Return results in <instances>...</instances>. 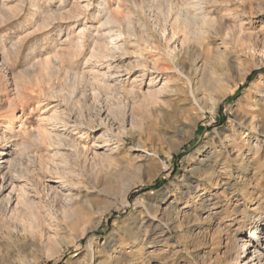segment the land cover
<instances>
[{
  "label": "rangeland",
  "instance_id": "obj_1",
  "mask_svg": "<svg viewBox=\"0 0 264 264\" xmlns=\"http://www.w3.org/2000/svg\"><path fill=\"white\" fill-rule=\"evenodd\" d=\"M197 2L221 36L170 55ZM0 69V167L38 191L0 214V264H264V0H0Z\"/></svg>",
  "mask_w": 264,
  "mask_h": 264
},
{
  "label": "bare ground",
  "instance_id": "obj_2",
  "mask_svg": "<svg viewBox=\"0 0 264 264\" xmlns=\"http://www.w3.org/2000/svg\"><path fill=\"white\" fill-rule=\"evenodd\" d=\"M103 4V2H102ZM191 4V3H190ZM202 4V3H201ZM201 4L199 2L194 3L193 5H191L195 10V14L192 15L191 17L188 15V11L184 8V9H178L175 10V18L173 19L172 23L170 24V31L167 34V28L164 27L162 29V36L164 38V43L166 46V49L168 51V53L170 55L175 54V52L178 51V49L187 46V47H193L196 44H202V42L204 41V39L210 38V37H214V36H221L219 30H221V22L220 20H216L215 18H212L209 16L208 13H206V11L201 7ZM190 8V7H189ZM191 10V9H190ZM118 12V11H117ZM174 14V13H173ZM108 15V14H107ZM120 15V14H119ZM172 15V10H169L166 13V19H169V17H171ZM71 16V15H70ZM74 18V17H73ZM111 18V16H110ZM110 18H106L107 19V23L110 24L111 21L114 22L113 20H111ZM172 19V18H171ZM97 20V19H96ZM105 20V19H104ZM168 21V20H167ZM103 22V23H106ZM126 24V23H125ZM103 25V24H102ZM106 26V25H104ZM118 26V25H117ZM103 27V26H102ZM109 27V26H108ZM114 27V26H113ZM81 30V29H80ZM86 30V29H85ZM106 30V29H105ZM131 30V29H130ZM87 32V31H86ZM107 32V31H106ZM120 32V31H119ZM108 33V32H107ZM112 33V32H111ZM131 33V32H130ZM83 34V33H82ZM95 34V33H93ZM178 34H181L182 37H178ZM92 35V34H91ZM108 35V34H107ZM110 35V33H109ZM129 35V34H128ZM106 37V35H104ZM111 36V35H110ZM130 36V35H129ZM133 36V35H132ZM97 38V37H96ZM100 38V37H99ZM109 38V37H108ZM105 39V38H104ZM103 40V39H102ZM113 40V39H112ZM99 42V41H98ZM102 42V41H101ZM100 45V44H99ZM105 45V44H104ZM114 46V45H113ZM101 47V46H100ZM180 47V48H179ZM106 48V47H104ZM104 50V49H103ZM166 53V52H165ZM107 54V53H106ZM105 54V55H106ZM168 55V56H170ZM172 57V56H171ZM47 64V63H46ZM45 64V65H46ZM44 65V64H43ZM45 68V67H44ZM54 68V67H53ZM1 71V69H0ZM48 72V71H47ZM159 72V71H158ZM151 78V77H150ZM11 79V78H10ZM47 81V80H46ZM150 82H152L150 80ZM63 90V89H62ZM53 94L55 92H52ZM60 93V92H59ZM56 96V95H55ZM62 96V95H61ZM71 96V95H70ZM48 97V96H47ZM65 98V97H64ZM61 103V102H60ZM57 105V104H56ZM61 105V104H60ZM59 105V106H60ZM55 106V105H54ZM53 107V106H52ZM60 108V107H59ZM50 109V107H49ZM54 109V108H53ZM64 109V108H63ZM62 110V109H61ZM60 110V111H61ZM55 110H53V114H54ZM50 112V114H52ZM56 113H58L56 111ZM56 113L55 115H50L52 117L49 118V121H53L56 118ZM63 113V112H62ZM58 115V114H57ZM58 117V116H57ZM70 118V117H69ZM48 119V118H47ZM59 120V118H58ZM61 120V119H60ZM57 121V120H56ZM51 123V122H50ZM63 123V122H62ZM61 122H58V124H62ZM70 123V122H69ZM78 126V125H77ZM62 128L59 130V132H61V134L63 135L65 132L68 133L66 134V136H62L60 134H55V136L52 134V131H45V134L48 138V140H50L51 142L56 141L57 147L60 149H64L66 150V175H63L61 169H55L56 174L60 175L59 177L56 178H61L63 176H66V179H70L73 176V169L76 166L77 162H79L81 159L85 160L86 156H87V149H84L83 144H81L80 140L82 138V135H78L79 137L75 138L73 137V135L75 134H82V130L79 129L78 127H76L75 125H69L68 123H66V125L61 126ZM46 129V128H45ZM56 129V128H55ZM85 131V130H84ZM83 131V134H84ZM40 135V134H39ZM66 137V138H65ZM79 138V139H78ZM103 138V139H102ZM102 140H104V137L102 136ZM44 139V138H43ZM100 139V138H99ZM100 140V141H102ZM43 141V140H42ZM82 141V140H81ZM109 142V141H108ZM96 143V141L94 142ZM99 143V142H98ZM107 143V142H106ZM50 144V143H49ZM105 144V141L104 143ZM97 145V144H95ZM96 147V146H95ZM138 147V146H137ZM54 148V147H53ZM92 151V150H91ZM3 155V154H2ZM96 153L93 151L92 153V158L94 159ZM145 158L143 157V160ZM18 162V161H17ZM16 162V163H17ZM6 164V163H5ZM11 164L13 165L14 163L11 162ZM8 166V165H7ZM7 166H2L0 167V214L4 215V213H6V211L9 209V215H15V214H19L21 215L22 210L28 206H32L33 203V196L31 195H36L37 197V192L35 189H33L34 187L30 186L27 184L28 179L26 178V174L25 172H27L28 170H26L24 172V174H19V170L16 169L14 172H11V170L9 168H7ZM144 165H140L139 169L141 167H143ZM13 167V166H12ZM44 167V165H43ZM17 168V167H16ZM42 168V167H41ZM48 168V167H47ZM76 168V167H75ZM22 170V169H21ZM20 170V171H21ZM44 170V169H43ZM46 170V169H45ZM48 172H50V170H47ZM207 171V170H206ZM30 172V171H29ZM54 172V171H52ZM21 173V172H20ZM23 173V172H22ZM76 173V172H75ZM51 174V173H50ZM53 174V173H52ZM55 174V175H56ZM61 175H63L61 177ZM74 177V176H73ZM24 179V180H23ZM45 179V178H44ZM64 179V177H63ZM209 180V179H208ZM41 182V181H40ZM65 182V181H64ZM44 184V183H41ZM32 185V184H31ZM47 186V185H46ZM39 187V186H38ZM44 187V186H43ZM50 187V186H49ZM130 186H126L124 187V191H127ZM52 188V187H51ZM51 188H44L41 189L45 192H47V195L52 196L54 195L56 197L57 193H55ZM7 192L6 195H4L2 197V193L3 192ZM33 193V194H32ZM43 193V192H42ZM60 193V192H59ZM62 194V193H61ZM69 195V194H68ZM41 196V195H40ZM38 195V197H40ZM35 197V196H34ZM42 198V197H41ZM40 198V199H41ZM42 201V199H41ZM14 203V206H12V204ZM36 207V206H35ZM178 214H176L177 217ZM258 230L257 227L253 228V233H249V235L247 236L250 239V236L254 235L253 238L256 239V243H261L262 241L264 242V237L260 236V235H255V231ZM252 239V238H251ZM253 240V239H252ZM254 241V240H253ZM242 250L243 252H245V249L248 245V241L246 240H242ZM264 244V243H263ZM259 246V245H258ZM257 249H254L253 254L256 253V264H262L261 262V254H259V247H256ZM264 249V248H263ZM251 262H249L248 264H250ZM246 264V263H245Z\"/></svg>",
  "mask_w": 264,
  "mask_h": 264
},
{
  "label": "trees",
  "instance_id": "obj_3",
  "mask_svg": "<svg viewBox=\"0 0 264 264\" xmlns=\"http://www.w3.org/2000/svg\"><path fill=\"white\" fill-rule=\"evenodd\" d=\"M252 77H253V74H251L248 78H247V80L248 81H250L251 79H252ZM158 183H155L153 186H151V187H146V188H141V189H139L138 190V192H140V193H145V192H147V191H151V190H153V189H156L157 187H158Z\"/></svg>",
  "mask_w": 264,
  "mask_h": 264
}]
</instances>
